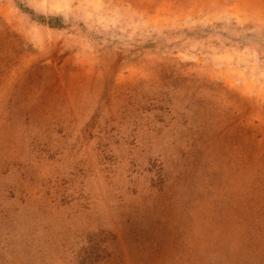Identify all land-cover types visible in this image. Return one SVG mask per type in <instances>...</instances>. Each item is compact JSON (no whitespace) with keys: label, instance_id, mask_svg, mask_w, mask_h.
<instances>
[{"label":"rangeland","instance_id":"1","mask_svg":"<svg viewBox=\"0 0 264 264\" xmlns=\"http://www.w3.org/2000/svg\"><path fill=\"white\" fill-rule=\"evenodd\" d=\"M0 264H264V0H0Z\"/></svg>","mask_w":264,"mask_h":264}]
</instances>
